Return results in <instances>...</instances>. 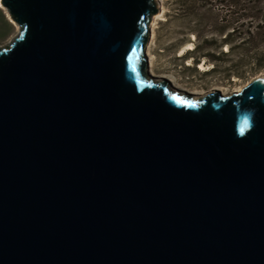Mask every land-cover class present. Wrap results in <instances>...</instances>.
Instances as JSON below:
<instances>
[{
    "label": "water",
    "instance_id": "1",
    "mask_svg": "<svg viewBox=\"0 0 264 264\" xmlns=\"http://www.w3.org/2000/svg\"><path fill=\"white\" fill-rule=\"evenodd\" d=\"M0 4V264H264V74L154 77L157 0Z\"/></svg>",
    "mask_w": 264,
    "mask_h": 264
},
{
    "label": "rangeland",
    "instance_id": "2",
    "mask_svg": "<svg viewBox=\"0 0 264 264\" xmlns=\"http://www.w3.org/2000/svg\"><path fill=\"white\" fill-rule=\"evenodd\" d=\"M157 2L159 10L151 17L145 45L146 66L154 77H163L172 87L188 94L200 95L209 90H220L223 94H229L239 90L252 77L264 74V65L256 67L251 62L237 63L240 53L231 56L237 63L232 70H227L225 65H222L221 68L210 71L213 64L206 58H202L199 64H194L192 58L186 56V51L197 41L193 34L194 30L208 37L216 26L221 24L213 26L210 22L208 25L202 23L198 26L195 19L179 10L175 0ZM213 12L221 16L226 12V7L217 3ZM18 30L19 25L9 17L6 9L0 4V46L10 42ZM223 48L226 49V46ZM216 54H219V49H216ZM221 58L220 62L224 64L226 61Z\"/></svg>",
    "mask_w": 264,
    "mask_h": 264
},
{
    "label": "trees",
    "instance_id": "3",
    "mask_svg": "<svg viewBox=\"0 0 264 264\" xmlns=\"http://www.w3.org/2000/svg\"><path fill=\"white\" fill-rule=\"evenodd\" d=\"M175 2L184 15L196 20L198 26L202 23L208 25L210 22L213 26L221 24L216 26L208 37L194 30L193 34L197 41L186 51V56H190L194 64H199L202 58H206L213 64L210 71H215L222 65H225V69L232 70L238 62H251L256 67L264 65V0H175ZM217 3L226 7V12L221 16L213 12ZM216 49H219V54H216ZM239 53V60L236 63L231 56ZM221 57L226 61L224 64L220 62Z\"/></svg>",
    "mask_w": 264,
    "mask_h": 264
},
{
    "label": "bare ground",
    "instance_id": "4",
    "mask_svg": "<svg viewBox=\"0 0 264 264\" xmlns=\"http://www.w3.org/2000/svg\"><path fill=\"white\" fill-rule=\"evenodd\" d=\"M151 24H153V21H152V23ZM200 68H202V67H200Z\"/></svg>",
    "mask_w": 264,
    "mask_h": 264
}]
</instances>
